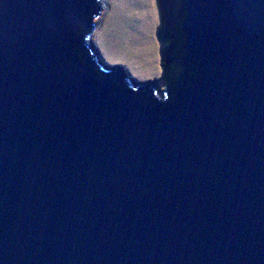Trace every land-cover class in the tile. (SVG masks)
Segmentation results:
<instances>
[{
  "label": "water",
  "instance_id": "obj_1",
  "mask_svg": "<svg viewBox=\"0 0 264 264\" xmlns=\"http://www.w3.org/2000/svg\"><path fill=\"white\" fill-rule=\"evenodd\" d=\"M156 6L138 82L105 0H0V264H264V0Z\"/></svg>",
  "mask_w": 264,
  "mask_h": 264
},
{
  "label": "rangeland",
  "instance_id": "obj_2",
  "mask_svg": "<svg viewBox=\"0 0 264 264\" xmlns=\"http://www.w3.org/2000/svg\"><path fill=\"white\" fill-rule=\"evenodd\" d=\"M108 4L93 42L108 65H121L138 82L161 76L156 0H105Z\"/></svg>",
  "mask_w": 264,
  "mask_h": 264
}]
</instances>
